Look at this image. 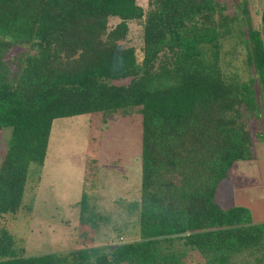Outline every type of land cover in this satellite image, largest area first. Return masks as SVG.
I'll return each instance as SVG.
<instances>
[{
    "label": "trees",
    "instance_id": "1",
    "mask_svg": "<svg viewBox=\"0 0 264 264\" xmlns=\"http://www.w3.org/2000/svg\"><path fill=\"white\" fill-rule=\"evenodd\" d=\"M217 14L216 0H0V133L11 128L0 163V264H187L192 254L204 264H264V223L215 200L234 162L252 159L264 110L255 81L221 67ZM130 24L142 29L139 48L126 45ZM249 42L264 100V9ZM134 108L138 238L63 255L16 250L2 222L21 208L31 164L43 166L53 121ZM78 205L87 208L85 194Z\"/></svg>",
    "mask_w": 264,
    "mask_h": 264
},
{
    "label": "rangeland",
    "instance_id": "2",
    "mask_svg": "<svg viewBox=\"0 0 264 264\" xmlns=\"http://www.w3.org/2000/svg\"><path fill=\"white\" fill-rule=\"evenodd\" d=\"M146 7L147 0H137ZM221 67L227 76L253 79L264 102L253 65L247 60L249 33L258 29L264 0H216ZM116 20H111L115 23ZM141 27L130 24L126 45L141 46ZM258 116L261 118L259 119ZM264 110L252 125V159L235 161L217 186L223 209L245 206L254 223H264ZM259 119V120H258ZM141 115L94 112L53 121L43 166L31 164L21 208L4 223L23 255H63L83 247L109 246L138 238ZM11 128L0 133V163ZM87 198V208L78 202ZM87 217L81 220V210ZM102 215L104 219H97ZM95 220V226L91 221ZM187 264H204L192 254Z\"/></svg>",
    "mask_w": 264,
    "mask_h": 264
}]
</instances>
